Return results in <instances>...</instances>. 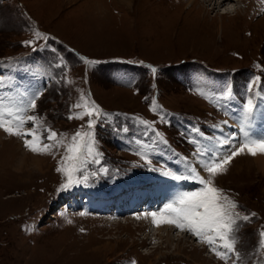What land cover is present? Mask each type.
Here are the masks:
<instances>
[{"label":"rangeland","instance_id":"1","mask_svg":"<svg viewBox=\"0 0 264 264\" xmlns=\"http://www.w3.org/2000/svg\"><path fill=\"white\" fill-rule=\"evenodd\" d=\"M123 1L0 0V98L20 105L40 93L27 115L38 117L41 132L51 129L63 141L39 154L22 136H1L12 139L0 144V264L236 261L234 254L226 262L219 259L174 225L175 233L187 237L156 247L161 239L151 231L155 225L143 223V210L118 216L127 209V192L103 194L169 171L187 175L200 158L198 150L211 146L223 153L217 142L240 136L243 105L252 95L249 82L259 77L264 85V0H230L216 8L202 0L191 6L184 0ZM225 6L237 9L235 14ZM37 32L49 39H38ZM226 87L229 99L222 96ZM259 87L253 88L257 107L251 120L257 126L264 123ZM82 96L107 114L93 129L99 163L88 164L87 181L62 190L67 178L57 171L61 158L72 136L88 131L87 117L68 118L84 111L74 107ZM226 168L215 186L237 202L241 215L250 216L238 232L241 264H264V154L245 150ZM172 180L187 185L184 191L201 187ZM96 195L111 204L91 212Z\"/></svg>","mask_w":264,"mask_h":264},{"label":"snow or ice","instance_id":"2","mask_svg":"<svg viewBox=\"0 0 264 264\" xmlns=\"http://www.w3.org/2000/svg\"><path fill=\"white\" fill-rule=\"evenodd\" d=\"M38 39L47 40L49 37L42 36L39 32L35 33ZM32 41H26V45H32ZM92 63V62H89ZM157 70L152 68V72ZM260 85L259 91L264 92V85L260 84V78L256 77L249 82L248 91L252 93L243 105L242 126L239 129L240 136L233 134L231 137H224L219 140V148L224 149L223 153L215 147H207L198 150L196 155L200 157L194 165H189L186 169L187 175H174L171 171L166 175L175 180H192L201 187L195 191H182L168 203H165L157 211L150 213L153 224L174 225L177 229L186 230L199 241L206 243L215 255L227 261L233 254L236 256L234 264H241L242 257L237 250L238 232L241 221H249V215H241L238 211V204L231 199L224 191L215 186L214 178L223 174L226 166L234 157L243 154L247 150L248 154L255 156L258 153L264 154V135L257 136L251 130V120L254 116L257 103L255 101L254 86ZM40 93L31 95L20 105H6L3 98H0V129L4 132L22 136L25 138V146L34 153L44 154L50 152L53 148L63 146V141L58 139V133L45 129L40 131L38 117L36 115H27L29 109H36L37 99ZM224 99L231 96L230 90L226 87L222 93ZM82 104H76L74 107H83L84 111L76 115H70L69 119L87 120L88 131H77L71 138V143L65 149V155L61 158L60 166L57 171L63 173L67 182L62 186V190L71 187L73 184L87 181L89 175L86 172L90 162L99 163V153L95 151V136L93 129L97 122L106 117L98 105L89 102L85 97H81ZM153 110H156L155 101L152 104ZM31 123L34 125L30 131H25V125ZM146 127L151 128L148 121H141ZM227 124V121H224ZM195 131H199L195 129ZM159 136V133H154ZM235 145V146H234ZM187 163V158H185ZM150 163V161H148ZM199 169V170H198ZM201 171L208 174L206 179L201 175ZM92 175H95L93 173ZM251 216H255L252 213ZM70 222V221H69ZM259 249H264V231L260 232Z\"/></svg>","mask_w":264,"mask_h":264},{"label":"bare ground","instance_id":"3","mask_svg":"<svg viewBox=\"0 0 264 264\" xmlns=\"http://www.w3.org/2000/svg\"><path fill=\"white\" fill-rule=\"evenodd\" d=\"M124 1L130 5V3L133 0H124ZM184 1H187L189 6H191L192 3H194V2L196 3V0H184ZM202 2H210V4L213 3V8H216L218 6L222 7L223 5H226L227 2H230V0H220V1L219 0H204V1L202 0ZM225 10L227 13L234 15L235 11L237 9L233 8L231 11V9L229 10L225 6ZM261 124L262 125L257 126V123H255L254 121H251V130L259 136L261 135L260 133L264 129V123H261ZM4 134H5L4 131L0 130V144L2 143L3 145L5 143L11 142V141L6 142L5 140H11L12 139V137H7V138L2 137L1 138V136ZM151 182H152L151 185H148V186L136 185V186L127 187L126 188L127 190L125 189V191L127 192V195H125V199L122 200L123 207L127 208L126 211L136 212V211H142L143 210V213H145V214L147 213L146 215L144 214L142 219H143V223H145V224L149 223V226L153 224L152 217L150 216V213L153 211H157L165 203L170 202L176 196L177 193L182 192L187 188V185L186 186L183 185L184 183L183 184L177 183L170 178L169 179L168 178L153 179ZM185 184H187V183L185 182ZM154 187H156L157 189L155 190ZM139 192L144 193V194H140ZM117 194H121V193L118 192ZM96 197H98V196L97 195L94 196V198H95L94 208H96V209H102V208L105 209L104 207H106V205L109 206V204H111V201L108 199L97 200ZM96 203H98V205H96ZM119 203H120V201H119ZM115 204H117V203H115ZM108 209H109V207H108ZM154 225L155 224H153V226ZM155 226H156V228H153L151 231L154 230L153 235H155V234L159 235L157 237H159V240L161 239L160 242L158 241L159 244L156 247H159L160 243H162V242H168V244H169V243H173L174 240H177V243H180L183 241V239L185 237H187L186 233L184 234V232L175 233L176 229L174 228L173 225L160 224L159 226H157V225H155ZM152 236H150V237L152 238ZM154 238L156 240V236Z\"/></svg>","mask_w":264,"mask_h":264}]
</instances>
